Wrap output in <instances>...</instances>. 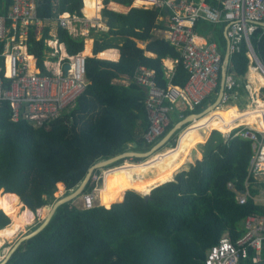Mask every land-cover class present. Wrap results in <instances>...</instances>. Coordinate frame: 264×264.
Here are the masks:
<instances>
[{"label":"trees","instance_id":"trees-1","mask_svg":"<svg viewBox=\"0 0 264 264\" xmlns=\"http://www.w3.org/2000/svg\"><path fill=\"white\" fill-rule=\"evenodd\" d=\"M87 1L84 0V15L85 8H89ZM111 2L120 6L121 11L111 10ZM81 7L82 0L41 4L39 16L50 21L30 30L28 53L42 72L44 39H57L69 55L83 51V37L71 36L54 20L63 12L80 16ZM166 11L132 7L131 0H103L101 17L108 30H89L92 54L116 48L119 59L110 62L85 58L88 83L75 105L40 127L26 121H11L9 105H0V244L2 238L11 240L19 228L30 222L26 210L14 204L16 199L33 213L41 208L47 210L59 194L65 196L74 190L93 164L128 150H150L177 122L215 101L216 97L193 111L172 113L163 135L149 145L143 140L149 124L144 105L146 90L135 82L127 86L111 83L114 77L133 78L137 69L148 68L154 73L156 84L166 88L162 61L178 59L179 54L166 40L154 38L151 33L155 27L162 28L157 18ZM202 26L213 30L209 40L216 41L224 54L223 25L198 27ZM38 30L42 36L36 40ZM136 40L147 42L144 50L136 46ZM250 44L264 65L261 28L251 34ZM144 51L156 57H146ZM246 52L242 42L228 63V71L234 73L241 85L248 67ZM187 78L179 61L171 83L182 88ZM219 83L220 76L218 88ZM234 91L246 95L242 86ZM235 132L229 139H224L219 131L209 132L199 149L192 151L193 164L181 165L174 171L173 180L155 187L147 197L135 189L124 188L112 202L91 209H82L74 201L64 203L38 234L19 245L5 264H204L207 250L223 235L236 240L244 232L247 216L264 214L263 204L251 197L239 204L236 193L227 188L231 182L235 191H244L251 157L250 141L234 137ZM131 160L120 165L140 162L136 158ZM249 180L251 196L264 190V180ZM94 186L90 180L82 194ZM253 256L254 252L249 251L248 258L240 264H253Z\"/></svg>","mask_w":264,"mask_h":264},{"label":"built area","instance_id":"built-area-1","mask_svg":"<svg viewBox=\"0 0 264 264\" xmlns=\"http://www.w3.org/2000/svg\"><path fill=\"white\" fill-rule=\"evenodd\" d=\"M55 5L59 0H0V105H9L10 120L26 121L34 127H40L59 118L71 109L77 98L85 91V56L79 52L69 55L63 43L55 38H46V47L42 61L45 72L37 66L36 59L28 53L30 30L41 28L50 20L39 16L42 3ZM131 5L142 9L168 10L161 17L163 27L157 30L160 38L166 40L179 54L172 60L176 65L180 61L188 74L182 88L171 83L173 67L164 68L168 79L166 88L156 84L154 73L146 68L137 69L133 81L146 90L144 101L148 119V128L143 134L146 144H155L163 135L170 123V115L183 110L193 111L204 101H210L218 95V81L221 79L224 54L214 40L207 39L198 32L199 24L223 25V34L228 40L229 58L245 43L248 58L247 73L252 72L264 79V65L258 59L250 44L251 34L259 27L264 32V0H131ZM84 0H82V7ZM96 11L103 8L96 5ZM73 37L81 36L83 31L76 32V23L93 29H102L99 23L80 19L67 12L60 13L54 19ZM37 32L36 40L41 39ZM226 50V49H225ZM68 65L66 74L63 66ZM229 66V64H228ZM220 84V83H219ZM248 80L241 85L233 72L226 70L224 91L215 110L232 107L229 103L238 100L235 88L241 87L246 92L247 104L244 110L256 115L261 113L264 122V84L255 89ZM249 108V109H248ZM260 118V117H258ZM233 136L247 139L251 144V157L247 168V177L242 192L235 191L233 183L227 188L236 193V201L244 204L251 197L264 206V190L258 195L249 194L250 178L254 181L264 180V131L255 125H241L227 133H221L228 139ZM97 173L91 176L95 186L80 196V208L91 209L96 203L98 181ZM244 232L232 241L227 234L217 244L211 246L205 255L204 264H240L247 259L249 251L254 252L253 264L264 262V214H252L243 222Z\"/></svg>","mask_w":264,"mask_h":264},{"label":"bare ground","instance_id":"bare-ground-1","mask_svg":"<svg viewBox=\"0 0 264 264\" xmlns=\"http://www.w3.org/2000/svg\"><path fill=\"white\" fill-rule=\"evenodd\" d=\"M88 1L90 5L87 6H89V8H85L84 12L86 17L90 20L94 16H98L96 5L100 4V0ZM89 50L90 41L87 40L83 55L89 54ZM99 56L109 60L115 59L116 52L112 50L105 51ZM166 65L169 66L170 62L167 61ZM251 75L252 77H256V74L253 72ZM259 80L264 84L263 78L259 77ZM241 125H255L257 129L264 131V122L261 113L256 115V113L247 109L241 112L235 107L213 110L185 127L178 135L174 147L165 148L161 152L157 151V153H154L145 161L139 163H124L102 172V182L98 191L100 194L99 199L101 200H99L101 202L100 205L112 202L121 189L130 188L135 189L141 194H146L153 187L173 180L172 175L174 171L185 163L189 157L190 150L197 144L204 142L201 135L202 133H209V131L212 130L227 133L231 129Z\"/></svg>","mask_w":264,"mask_h":264},{"label":"water","instance_id":"water-1","mask_svg":"<svg viewBox=\"0 0 264 264\" xmlns=\"http://www.w3.org/2000/svg\"><path fill=\"white\" fill-rule=\"evenodd\" d=\"M260 25L263 26L264 23H262ZM224 37H225V35H224ZM225 40H226V50H225V54H224L223 68L221 70V79H220V84H219V91H218V95H217L215 101L211 105L207 106L204 110H202L199 113L189 114L188 116H186L185 118L180 120L162 137V139H160L159 142H157L154 146H152L150 150L145 151V152H136V151L128 150V151H125L121 154L113 156L111 158H108L106 160H102V161H99V162L93 164L88 169V171H87L84 179L82 180V182L74 190L70 191L67 195L62 196L53 202V204L48 209L46 217L35 229H33L31 232H29L27 234L22 235L13 243L11 248L6 252V254L0 260V264H5L9 260L11 255L14 253V251L19 247V245L23 241H25V240L35 236L36 234H38L49 223L50 219L52 218L56 209L59 206L63 205L64 203L74 201L75 199L80 197L82 195L84 188L86 187V185L91 180L92 174L95 171L102 170L108 166L114 165V164L119 163L121 161H125L126 159L136 158V159L144 160V159L149 158L151 155H153L154 153H156L157 151H159L163 147H165V145H167L168 141L170 139H172V137L178 131H180L182 128L188 126L191 122L196 121V120L202 118L203 116H205L206 114L215 110L219 104L220 98H221L223 91H224L223 90L224 89V78H225L226 70H227L228 63H229L228 40L226 38H225ZM67 69H68V65H64L63 66L64 74H66ZM101 182H102V180L99 179L98 185H101ZM157 186H159V185H157ZM157 186H155V187H157ZM155 187H153L152 189H154ZM150 191L146 194H143L142 196L147 197L149 195ZM258 264H264V262L258 263Z\"/></svg>","mask_w":264,"mask_h":264},{"label":"crops","instance_id":"crops-1","mask_svg":"<svg viewBox=\"0 0 264 264\" xmlns=\"http://www.w3.org/2000/svg\"><path fill=\"white\" fill-rule=\"evenodd\" d=\"M100 4H101V6L103 7V0H100ZM132 4V3H131ZM132 6V5H131ZM84 7V6H83ZM110 9L111 10H113V11H115V12H120L121 11V8H120V6H118L117 4H115V3H113V2H111L110 3ZM112 7V8H111ZM132 7H135V6H132ZM114 8V9H113ZM117 8V9H116ZM137 8V7H136ZM101 10H102V8H99V10H97V15L98 16H94L92 19H90V20H92V22L94 21V22H96V23H99L101 26H102V29H93V28H91V27H87V29H86V26H84V24H82V23H76L75 24V29H76V32L77 33H79L80 31H83L82 33V35H81V37H83V51L81 52L82 54H83V52H84V50H85V47H86V42H87V40L88 41H90V50H89V54H87V55H84L85 56V58L86 57H95L96 59H100V60H105V61H110V62H117L118 61V59H119V51H118V49H116V48H109V49H105L104 51H101V52H99V53H97L95 56L92 54V47H93V38H91V36L89 35V30L90 29H93L94 30V32H96L97 30L98 31H107L108 30V27L105 25V23H104V21H103V19H102V17H101ZM117 10V11H116ZM81 20L82 19H86L87 17L83 14V8H82V10H81V15L80 16H78ZM88 20H89V18H87ZM104 23V24H103ZM163 23H164V21L161 19V17H158L157 18V24H161L162 25V27H163ZM199 28H201L202 29V32L199 30ZM158 29H161V27H155L152 31H151V33H152V36L154 37V38H160V36H159V34L157 33V30ZM197 30H198V32L199 33H201L202 35H204L207 39H209L210 37L209 36H212L213 34H212V29L211 30H207V28L206 27H204V26H202V27H197ZM224 35V34H223ZM225 38V37H224ZM91 39V40H90ZM162 39V38H161ZM135 44H136V46L137 47H139V48H141V49H145V47H146V44H147V42H143V41H135ZM226 49V48H225ZM110 50H112V51H115L116 52V57H115V59H106V58H103V57H100L99 55L101 54V53H103V52H105V51H110ZM144 55L146 56V57H149V58H155L156 57V55L155 54H153V53H151V52H147V51H144ZM172 60H174L173 58H166V59H164L162 62H163V66L167 69V67H170V65L173 67V74H172V76L174 75V72H175V67H176V65H174V64H172ZM170 62V65L169 66H167L166 65V62ZM146 69H148V68H146ZM165 69V70H166ZM252 74V73H251ZM251 74H246L247 75V77H246V75H245V79H244V81H246V80H248L251 84H253L252 86L256 89L257 87L259 88L261 85H263L262 83H261V81L259 80V76H257V75H255L256 77H252V75ZM165 76V75H164ZM134 77V76H133ZM254 79V80H253ZM167 81H168V79H167ZM252 81V82H251ZM131 82H134L133 81V78H129L128 76H125V75H119L118 77H114V78H112V80H111V83L112 84H119V85H123V86H127L128 84H130ZM177 87V86H176ZM257 88V89H258ZM263 92H264V90H263ZM179 114H180V112H179ZM179 116H181V115H179ZM201 135H204V134H201ZM204 139H206V137H207V135H205V136H202ZM205 141V140H204ZM202 144V143H201ZM197 146H198V144H197ZM194 149H196V146L193 148V149H191L190 150V152H189V157H188V159L185 161V163L184 164H193V161H192V158H191V152L194 150ZM2 231V230H1ZM0 231V237L3 235V232H1ZM14 243V242H13ZM13 243H12V245H13ZM7 244H10V242L8 241V240H6V239H4V241L0 244V247H2V249H1V253H0V260L2 259V257L6 254V252L11 248V246H7Z\"/></svg>","mask_w":264,"mask_h":264},{"label":"rangeland","instance_id":"rangeland-1","mask_svg":"<svg viewBox=\"0 0 264 264\" xmlns=\"http://www.w3.org/2000/svg\"><path fill=\"white\" fill-rule=\"evenodd\" d=\"M87 5H90L89 4V1H88V4ZM89 7V6H88ZM91 8V7H90ZM239 98H238V100H237V102H234L233 101V103H229V105L230 106H232V107H235V108H238L239 110L240 109H242V108H245V106L247 105V104H250V102H249V100L246 98L247 96L245 95V94H240L239 96H238ZM223 109H225V108H223ZM219 110V109H218ZM194 122V121H193ZM193 122H191V123H193ZM190 123V124H191ZM189 124V125H190ZM187 127V126H186ZM185 128V127H184ZM184 128H182L180 131H178L173 137H172V139L167 143V145H165V147H163L161 150H159L158 152H161V151H163L165 148H172V147H174L175 146V144H176V141H177V138H178V135L180 134V132L184 129ZM217 131V130H216ZM209 132H211V131H209ZM202 134H204V135H202V136H205V135H208V133H202ZM205 138V137H204ZM203 138V141L205 140ZM201 144V143H200ZM200 144H198V146L196 145V149H199V147H200ZM157 153V152H156ZM191 154H192V152H191ZM148 159V158H147ZM147 159H144V160H140V162L141 161H145V160H147ZM127 161H129V162H133L131 159H126ZM121 162H123V161H121ZM121 162H119L116 166H119L120 165V163ZM115 167V166H114ZM109 169H111V167L110 166H108V167H106V168H104V169H102V170H99L98 172H97V174L99 175V176H101L102 177V172H104V171H106V170H109ZM173 176V175H172ZM101 186V185H100ZM99 186V187H100ZM98 187V188H99ZM131 191H133V190H131ZM62 193V192H61ZM97 193V195H96V203L98 204V205H100V199H99V196H100V194L98 193V191L96 192ZM137 193V192H136ZM140 194V193H139ZM61 194H59V196H58V198H60V197H62V195L60 196ZM141 195V194H140ZM3 197H1L0 196V200L2 199ZM57 198V199H58ZM100 200V201H99ZM80 197H78L77 199H75L74 200V204L76 205V206H78V207H80ZM260 203H262V202H260ZM14 204L15 205H20L21 206V208H20V210H26V212H27V215H28V217H29V219H30V222H29V224H25V225H23L21 228H19L18 229V233H16L15 235H14V237L11 239V240H9V242H10V244H7V246L9 245V246H11L12 245V243L13 242H15L19 237H21L22 235H24V234H27V233H29V232H31L35 227H37L43 220H44V218L46 217V214H47V212H48V209L46 210V209H44V208H41V209H38L35 213H32L28 208H26L20 201H18V199H16L15 200V202H14ZM103 204V203H102ZM1 210V209H0ZM9 218H10V216H9ZM10 224H12V220H11V218H10V223H9V225ZM8 225V226H9ZM4 239H6V238H2L1 240H2V242L4 241Z\"/></svg>","mask_w":264,"mask_h":264}]
</instances>
